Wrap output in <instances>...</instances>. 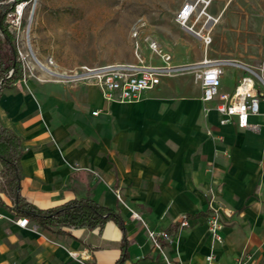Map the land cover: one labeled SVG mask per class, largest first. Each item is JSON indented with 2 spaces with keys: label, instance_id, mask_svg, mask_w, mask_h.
Listing matches in <instances>:
<instances>
[{
  "label": "crops",
  "instance_id": "0c3cea01",
  "mask_svg": "<svg viewBox=\"0 0 264 264\" xmlns=\"http://www.w3.org/2000/svg\"><path fill=\"white\" fill-rule=\"evenodd\" d=\"M145 31L161 38L169 33L161 25ZM195 43L201 42H189L191 47ZM156 46L171 54L169 65L184 64L163 39ZM140 56L154 59L143 47ZM201 57L197 49L186 63ZM116 63L139 62L129 55L126 62ZM182 75L188 79L161 77L131 103L105 101L95 86L80 82L48 81L33 90L36 80L28 79L1 90L0 124L21 140L20 196L37 209L88 196L116 214L120 225L107 219L98 230L73 228L70 235H62L29 220L33 231L0 220V264H75L64 249L82 252L89 264H203L210 248L219 264H234L249 252L252 264H264V124L250 116L255 131L239 129L234 118L219 125L215 111L202 113L198 83L190 74ZM239 75L230 77L224 66L219 92L231 94ZM259 111L264 112V102ZM204 128L223 139L217 148L229 154L218 156L220 162L214 164L219 172L224 169L219 195L231 209V215L223 217L218 245L207 235L206 208L197 192L213 160ZM0 199V214L8 213L9 198L0 194ZM128 208L152 230L171 227L177 214L188 216V225L170 237L173 241L163 245L161 255Z\"/></svg>",
  "mask_w": 264,
  "mask_h": 264
},
{
  "label": "rangeland",
  "instance_id": "374dc122",
  "mask_svg": "<svg viewBox=\"0 0 264 264\" xmlns=\"http://www.w3.org/2000/svg\"><path fill=\"white\" fill-rule=\"evenodd\" d=\"M187 1H194L198 13L203 10L204 14L197 18L190 17L185 26H182L175 21V16ZM158 25L167 27L169 31L163 38L145 31ZM206 25V34L203 35H208L209 42L204 44L198 37ZM19 38L20 46L30 61L31 55L43 64L50 59L53 70L62 73L75 71L79 66L126 62L129 55L135 60L139 59L144 65L166 67L169 65L167 62L172 59L171 54L157 46L155 51L149 47L150 43L156 45L158 40L163 39L175 49L173 52H177L180 57L178 59H185L184 64L169 65L175 67L170 75L177 76L171 78L174 82L188 79L187 75L178 76L181 74H190L196 82L194 64L197 62L191 66L186 61L197 49L202 50L201 60L224 62L230 77L240 74L236 77L238 80L241 75H251L244 73L240 67L230 66V63L255 68L264 60V0H30L20 20ZM196 40L201 43H195L196 46L191 47L189 42ZM142 47L150 52V56H154L153 61L140 56ZM37 74L46 77L39 69ZM48 81H32V89L49 84L45 83ZM18 84L21 85L13 82L10 88ZM191 87L194 88V85L191 84ZM203 134L212 143L213 160L205 167L207 177L197 187V192L205 205L206 214L212 210L217 212L222 228L224 212L230 216L231 209L223 204L219 195L222 185L220 175L224 169L219 172L214 169V164L220 162L218 156L228 157L229 154L226 149L218 150L217 146L223 140L220 136L212 134L209 128H204ZM260 172H264V167ZM128 211L131 216L134 210L128 208ZM1 214L0 220L15 225V214L10 211ZM178 216L177 214L175 220ZM24 229L33 231L36 228L29 222ZM39 236L46 239L41 234ZM171 241L173 238H169L168 242L158 240L161 255L163 245ZM174 241H177V236ZM64 251L69 262L89 264V259L82 252L68 249ZM208 251L213 252V249ZM248 254L252 258V253ZM5 263L7 264V260Z\"/></svg>",
  "mask_w": 264,
  "mask_h": 264
},
{
  "label": "built area",
  "instance_id": "2783aa9c",
  "mask_svg": "<svg viewBox=\"0 0 264 264\" xmlns=\"http://www.w3.org/2000/svg\"><path fill=\"white\" fill-rule=\"evenodd\" d=\"M8 1L13 2V0ZM29 1L24 0L15 3L13 8L4 16L6 29L14 36L13 46L21 66V75L13 81L15 83L25 84L28 79H34L38 82L52 79L62 82H81L95 86L101 98L105 101L131 103L137 101L141 92L155 87L161 77L170 76L175 70L174 66L157 67L143 65L137 59L139 63L136 64L106 63L79 66L75 71L62 73L53 70V64L50 59L46 64H43L31 55L32 59L30 61L28 55L24 53L23 48L20 46L21 38H19L20 20ZM190 2H184L175 16V21L179 25L185 26V23L195 13L196 3L191 4ZM201 14H204L203 10L198 13V16ZM132 35H135V32H132ZM200 37L204 44L209 42L208 35H200ZM149 47L152 51L156 50L155 43H150ZM230 64L240 67L244 73L251 75H242L236 81L231 94L220 93L218 90L220 76L225 65L224 62H209L203 59L194 64V80L200 88L201 111L203 114L210 110L215 111L219 115V125H224L230 118H234L239 129L255 131L257 124H250L248 118L256 116L264 124V112L259 111V104L264 102V60H261L255 68L236 63ZM37 69L46 77L39 76ZM11 72L12 70L9 69L5 78L9 77ZM215 99L217 102L210 105ZM91 114L96 115L97 111H92ZM116 197L118 196L116 195ZM224 215L226 217L229 216L226 212H224ZM1 217L2 214H0ZM131 218L140 223L152 247L156 248L158 252L160 250L158 240L169 241L170 237L163 230L154 231L149 229L137 213L132 212ZM204 221L210 241L212 243H221V222L217 212L212 210V212L206 214ZM176 222L178 223V229L186 227L188 225V217L185 214H181ZM14 223L17 227L24 229L28 226L29 221L25 216H17ZM203 264L219 263L216 261L214 253L208 251L203 256ZM234 264H252L251 255L248 253L241 254L235 259Z\"/></svg>",
  "mask_w": 264,
  "mask_h": 264
},
{
  "label": "trees",
  "instance_id": "16d2710c",
  "mask_svg": "<svg viewBox=\"0 0 264 264\" xmlns=\"http://www.w3.org/2000/svg\"><path fill=\"white\" fill-rule=\"evenodd\" d=\"M20 1L24 0H13V2L0 0V93L21 75L20 62L17 60L13 46L14 36L6 29L4 23L5 14ZM9 69L12 72L5 78ZM21 154L20 138L0 124V194L9 198L8 210L13 214L27 217L40 229L62 235H70L73 228L98 230L107 219L120 225L116 214L88 196L70 198L48 209H37L26 202L19 194ZM177 230L178 223L174 222L171 227L163 231L172 237ZM118 263L119 260L115 264Z\"/></svg>",
  "mask_w": 264,
  "mask_h": 264
},
{
  "label": "bare ground",
  "instance_id": "6f19581e",
  "mask_svg": "<svg viewBox=\"0 0 264 264\" xmlns=\"http://www.w3.org/2000/svg\"><path fill=\"white\" fill-rule=\"evenodd\" d=\"M191 4H195V2L194 1H191L190 2ZM197 12V9L195 8V13Z\"/></svg>",
  "mask_w": 264,
  "mask_h": 264
},
{
  "label": "water",
  "instance_id": "95a60500",
  "mask_svg": "<svg viewBox=\"0 0 264 264\" xmlns=\"http://www.w3.org/2000/svg\"><path fill=\"white\" fill-rule=\"evenodd\" d=\"M30 15H31V11H30V14H29V17H28V22H29V19H30Z\"/></svg>",
  "mask_w": 264,
  "mask_h": 264
}]
</instances>
